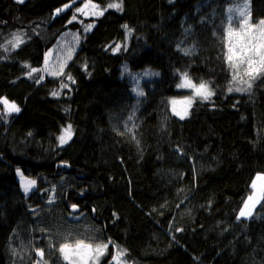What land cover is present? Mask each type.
<instances>
[{
	"label": "trees",
	"instance_id": "obj_1",
	"mask_svg": "<svg viewBox=\"0 0 264 264\" xmlns=\"http://www.w3.org/2000/svg\"><path fill=\"white\" fill-rule=\"evenodd\" d=\"M83 1L0 0V97L20 108L0 121V264H72L48 243L60 213L48 190L67 181L65 212L84 213L94 243L114 256L120 246L128 264H264V196L238 219L264 175V72L249 88L227 59L229 17L240 19L229 9L250 1L261 22L264 0H96L121 8L82 22L73 17ZM66 31L79 47L52 76L45 54ZM145 71L140 95L132 76ZM184 74L213 95L181 118L172 100L191 95L178 87ZM18 168L37 179L28 195Z\"/></svg>",
	"mask_w": 264,
	"mask_h": 264
},
{
	"label": "rangeland",
	"instance_id": "obj_2",
	"mask_svg": "<svg viewBox=\"0 0 264 264\" xmlns=\"http://www.w3.org/2000/svg\"><path fill=\"white\" fill-rule=\"evenodd\" d=\"M17 1H24V0H17ZM86 4H89L90 6L88 8H85ZM67 5L70 6L71 4H67ZM91 5H98V8L93 9ZM108 5H109L108 3L103 4L96 0H84L81 4L75 7V15H74L75 20L86 22L85 19L87 18L99 17L101 15L98 14L93 15L92 13L93 12L98 13L104 9L108 10L110 9L108 8ZM66 8L67 7L64 6L62 10ZM78 8L84 9V11L77 12ZM238 8L244 11L245 15L243 19H239L237 21L234 20L233 17L231 16L232 23L229 25V29H228V35H229L228 40H229V49H232V52L229 51V55L235 53V55L233 56V60L235 64L239 66L242 69V71H248L247 59L249 57L253 60L254 66L258 65L259 57L257 55L252 54L251 49L253 48L260 49V45L264 44V31L261 30L262 21L261 22L252 21L251 13H250L251 10L250 1H248L246 4L242 6H239ZM104 12L105 11H103V13ZM79 39H80L79 35L76 32L66 31L60 37L57 44L46 51L44 65L42 67L43 72L48 73L52 76H57L54 73L61 74L66 69L67 65L69 64V62L75 55L76 51L78 50ZM146 72L148 71L136 73L132 76L134 92L138 93L141 91V85L143 83V80L148 76L145 75ZM246 73L241 74L242 78L240 80L244 81L243 84L249 83V76ZM244 76L246 77L245 79ZM191 82L192 84L199 86V84L195 83L194 81ZM207 86L212 91L210 85L207 84ZM181 88L190 90L191 95L187 97L173 99L172 110L175 114L177 112L183 113L186 111L187 114L183 116L185 117L188 115L190 108L193 105L194 99L199 96L195 95L194 90L192 88H188V87H181ZM4 97L7 98L10 102L13 101L7 96ZM189 98H191V104L188 103ZM174 101L175 103H173ZM128 102H130L129 98L126 99V103L123 104L122 106L123 112L119 115V122H121V124H124V121H126V117L124 113L126 112L127 115L129 113V110H132L134 108V106H130V103ZM16 105L19 107L17 103ZM7 114L8 112H6L4 105L2 104V106H0V121L2 119H5ZM16 175L20 183V188L26 195L30 194L33 190L36 189L37 187L36 178L27 175L21 168H18L16 170ZM65 179H63V181ZM32 180L36 182L35 185L28 192H25L24 191L25 183L27 181H32ZM67 182L66 185L62 184V186H55L48 190L51 199L55 200L56 197L60 207V213L57 216V220L54 221V223L52 221V223L54 224L53 228L55 229L51 231V235L53 234L54 230H55V234L48 238L49 247L53 249L54 248L53 243H55L56 241L60 243L59 246L60 248L61 245L64 244L69 245L70 247L69 249H66V252L69 256L68 259L72 262V264H102V262L105 259H106L105 261L112 262L114 253L112 252V246L108 243H106L108 244V248L106 249L107 252H104V255H101L98 258L95 255L94 250L96 248V245H98L94 243L95 240L94 235L95 232L97 231L96 226L89 221V219L85 216L84 213L78 215H70L68 214V212H65V208L61 205L63 201V190L66 188ZM261 183L262 181L256 179L257 188L253 190L251 196H257L259 197V199L258 202H256L254 206L251 207V215L244 218H250L255 213L256 210L255 207L258 205L259 201L263 197L259 193V188ZM249 203L251 205V202ZM78 241H82L83 245H90L91 250L81 248L80 253L77 254L75 250L77 249ZM118 248L119 250H123L120 246ZM81 256H84V259H81ZM121 264H128L124 256L121 258Z\"/></svg>",
	"mask_w": 264,
	"mask_h": 264
},
{
	"label": "snow or ice",
	"instance_id": "obj_3",
	"mask_svg": "<svg viewBox=\"0 0 264 264\" xmlns=\"http://www.w3.org/2000/svg\"><path fill=\"white\" fill-rule=\"evenodd\" d=\"M90 5L89 4H86L85 5V8H88ZM65 7H69L68 5H66ZM91 7L93 9H96L98 8V5H91ZM108 8H115V9H120L121 8V4L120 3H112V4H109L108 5ZM107 9H104V10H101L100 12H93L92 14L93 15H102L103 14V11H106ZM58 12L61 11V9H58L57 10ZM84 9H80L78 8L77 9V12H83ZM229 12H235V13H238L239 14V17L240 19H243L244 18V11H242L240 8H236V9H229ZM73 19H75V16L73 17ZM232 17L230 16L229 17V20L231 21ZM88 27L90 28L91 25H88ZM125 27H127V25H125ZM261 30L264 31V21L261 22ZM231 34V33H229ZM23 41H22V38H21V34H13V40L12 41H9L8 43L11 44V46L13 48H16L19 46V44H21ZM185 52V54H189V49H184L183 50ZM230 52H232V49H229ZM251 52L252 54L254 55H257L259 57V62H258V65L257 66H254V62L253 60L249 57L247 59V64H248V71H247V75L249 76V79L252 78V75L255 74V73H258V72H264V44L260 45V49H256V48H253L251 49ZM235 55V53L231 54V55H228L227 59L229 62H232L233 61V56ZM127 70V69H125ZM38 69H35V68H32L31 71H29L27 73L28 76H32L33 73L37 72ZM56 75H59V73H54ZM152 73H148L146 72L145 75H151ZM69 79H71L69 77ZM237 77L234 76L233 77V80H236ZM39 82V81H37ZM241 82H244V81H241ZM63 87H67V85H63ZM178 87H188V88H192L194 90V93L196 96H199L200 98L204 99V100H207L209 99L212 95H213V92L208 88L207 84L202 82L199 84V86H196L194 84H192V82L188 79L187 77V74H184V77H183V82L178 85ZM248 87L250 88L251 87V84L248 83ZM236 91H245V88L243 87H237L235 89ZM229 92H232L233 91V88L232 87H229L228 89ZM140 95H143L142 92L139 93ZM52 95L53 96H57L59 95L58 92H52ZM0 103H2L4 105V108L6 110V112L8 113H15V112H19L20 111V108L16 105V103L14 101L10 102L7 98L5 97H0ZM175 103V101L173 102ZM188 103L191 104V98L188 99ZM175 111V109H174ZM177 115L181 116V118H183L184 115L187 114V112H183V113H180V112H177L176 113ZM71 138V125H69L66 129L63 130V134L59 137V142L60 144H64L67 142L68 139ZM257 180H260L262 181L261 185H260V188H259V193L261 196H264V175H258L257 176ZM35 181L32 180V181H27L24 185V191L25 192H28L34 185H35ZM252 187L253 189H256L257 188V184H256V181H253V184H252ZM258 199L259 197L257 196H249L248 199L245 201L244 203V206L243 208L241 209L240 213H239V216H238V219L241 218V217H247V216H250L251 215V207L254 206V204L256 202H258ZM251 202V205L250 203ZM77 206L76 205H72V209L73 210H76ZM69 245L67 244H64V245H61V248H60V251L62 253H65V256L64 258L67 260L69 258L67 252H66V249H69ZM81 248L83 249H87V250H91V246L90 245H83V242L82 241H78L77 242V249L75 250L77 252V254L80 253V250ZM108 248V244H98L96 245V248H95V255L96 257L98 258L99 256L101 255H104V252L105 250ZM40 255H43L42 252H40ZM125 255V251L124 250H119L117 252V254L115 256H113V262L114 264H121V258ZM81 259H84V256H81Z\"/></svg>",
	"mask_w": 264,
	"mask_h": 264
},
{
	"label": "water",
	"instance_id": "obj_4",
	"mask_svg": "<svg viewBox=\"0 0 264 264\" xmlns=\"http://www.w3.org/2000/svg\"><path fill=\"white\" fill-rule=\"evenodd\" d=\"M59 166L61 168H69L70 167V165L68 163H61ZM76 206H77L76 210H73L71 207L72 212H79L80 211L79 205H76ZM109 264H111V262Z\"/></svg>",
	"mask_w": 264,
	"mask_h": 264
},
{
	"label": "bare ground",
	"instance_id": "obj_5",
	"mask_svg": "<svg viewBox=\"0 0 264 264\" xmlns=\"http://www.w3.org/2000/svg\"><path fill=\"white\" fill-rule=\"evenodd\" d=\"M105 252H107V250Z\"/></svg>",
	"mask_w": 264,
	"mask_h": 264
}]
</instances>
